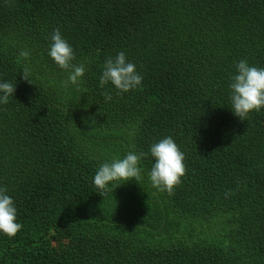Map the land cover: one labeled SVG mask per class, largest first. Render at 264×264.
I'll list each match as a JSON object with an SVG mask.
<instances>
[{
  "label": "trees",
  "instance_id": "1",
  "mask_svg": "<svg viewBox=\"0 0 264 264\" xmlns=\"http://www.w3.org/2000/svg\"><path fill=\"white\" fill-rule=\"evenodd\" d=\"M56 29L82 91L48 57ZM120 51L143 76L122 95L99 85ZM241 59L264 67V0H0V80L15 83L0 187L22 224L0 235V264H264V110L231 111ZM165 136L185 156L171 193L151 185L150 156L143 180L94 186L101 162Z\"/></svg>",
  "mask_w": 264,
  "mask_h": 264
},
{
  "label": "clouds",
  "instance_id": "2",
  "mask_svg": "<svg viewBox=\"0 0 264 264\" xmlns=\"http://www.w3.org/2000/svg\"><path fill=\"white\" fill-rule=\"evenodd\" d=\"M49 39L48 57L58 69L65 73V79L61 80V85L65 89L73 88L82 91L85 65L74 62V49L59 29L54 30ZM19 55L27 61L31 57V52L21 50ZM26 74L27 69L23 78ZM142 81L143 76L123 51L105 59L99 77L100 87L111 85L118 95L139 88ZM229 90L231 111L241 120L252 112L264 110V67L251 65L246 59L239 60L230 78ZM14 91L15 83L0 80V104H7ZM107 98L110 99V97ZM82 119L85 124L95 123L93 116H85ZM134 133L135 126L130 135ZM148 156L152 159L151 168L147 173L151 185L160 191L171 193L181 182L186 171L184 153L171 136H165L153 142L147 153L129 150L123 156L114 155L111 159L101 162L93 176L94 186L101 194L107 195L109 191L113 192L116 187L127 181L143 180L142 160ZM21 228L22 224L17 220V207L13 198L6 188L0 187V235L12 238ZM44 261L49 264L45 256Z\"/></svg>",
  "mask_w": 264,
  "mask_h": 264
},
{
  "label": "rangeland",
  "instance_id": "3",
  "mask_svg": "<svg viewBox=\"0 0 264 264\" xmlns=\"http://www.w3.org/2000/svg\"><path fill=\"white\" fill-rule=\"evenodd\" d=\"M259 195H261V193Z\"/></svg>",
  "mask_w": 264,
  "mask_h": 264
}]
</instances>
